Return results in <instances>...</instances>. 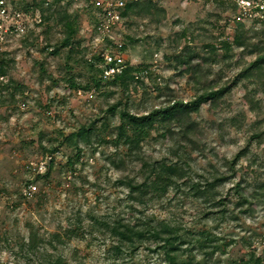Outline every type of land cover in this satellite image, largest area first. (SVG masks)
Here are the masks:
<instances>
[{
	"label": "rangeland",
	"instance_id": "1",
	"mask_svg": "<svg viewBox=\"0 0 264 264\" xmlns=\"http://www.w3.org/2000/svg\"><path fill=\"white\" fill-rule=\"evenodd\" d=\"M73 1L76 9L84 14L81 41L90 60L97 39L91 33V20L86 11L92 0ZM157 1L167 10V17L157 27H146V22L135 20L130 30L122 26L115 33L121 42L126 33L145 39L129 45L128 51L122 53L127 64L148 71L141 75L137 89L132 92L130 103L135 109L143 111L175 101H191L195 95L192 70L196 65L206 68L213 79L224 70L223 80L227 82L246 62L255 58L254 48H234L225 53L221 47L223 42L231 43L241 34L240 23L248 30L249 43H262L264 8L261 6L264 0ZM14 2L13 6L22 11H40L30 3L31 0ZM27 5L31 6L28 10ZM20 40L16 41L14 49ZM31 54L40 57L37 51L31 50ZM16 55L17 67L13 76L26 85L28 98L17 95L14 107L0 108V231L9 238V244H2L0 264H39L22 257L21 245L30 235L28 225H34L48 241L70 228L77 213L111 218L120 215L132 224L143 217L164 221L167 228L181 227L183 249H187L193 236L197 237L202 230L221 239L223 250L213 256L198 249L177 251L174 255L179 263L248 264L247 253L251 249L261 255L264 264V198L253 203L251 213L244 214L242 209L245 207L237 206L238 199L233 197V191L226 216L218 214L209 218H202L204 206L194 198L186 197L184 188L182 191L171 190L164 200L155 201L148 207L133 205L127 200V189L118 185L122 173L108 161L116 150L109 133L115 132L123 122L121 115H105L100 120L104 117L101 110L106 103L99 92L94 88L87 92L69 89L63 81L65 75L58 61L53 62V71L60 86H51V93H48L41 82L40 71L33 68L29 53L18 49ZM78 78L85 82L84 77ZM257 81H264V67ZM121 98V94H116L108 102L114 103ZM126 100L124 97L123 104ZM256 101H260V106L254 112ZM238 115L237 125L228 122ZM258 118L264 122V94H254L253 87L234 89L227 103L218 109L203 106L198 119L202 124L204 144L201 152L191 153L189 163L193 175L214 169L224 172L226 159L245 146ZM81 126L95 127L104 141L98 142L96 136L83 137L79 141L82 153L74 164L69 163V159L74 158L76 152L66 146L53 154H44L41 142L48 145L60 131L68 134ZM167 127L171 129L172 125ZM169 135L162 136V132L154 131L143 144V151L148 157L163 160L169 175L184 182L191 174L177 161L176 147ZM50 162H53V169L50 176L45 177ZM41 163H44L43 169H40ZM237 183L246 189L247 195L264 183V138L254 142L241 159L236 178L222 189L224 195ZM31 185L37 190L28 197L25 192ZM54 244L58 252L48 245L47 249L61 255L63 264H171L163 252H154V246L149 243L134 258L126 253L116 258L114 239H105L99 234H88L85 239L75 238L64 243L55 241Z\"/></svg>",
	"mask_w": 264,
	"mask_h": 264
},
{
	"label": "trees",
	"instance_id": "2",
	"mask_svg": "<svg viewBox=\"0 0 264 264\" xmlns=\"http://www.w3.org/2000/svg\"><path fill=\"white\" fill-rule=\"evenodd\" d=\"M10 1L15 5L14 0ZM30 3L40 9L41 22L27 30L15 49L13 47L17 40L10 43L8 50L1 55L0 76L5 77L6 82L0 83V108L14 107L17 95L28 98L26 85L13 76L17 67L16 51L18 49L29 53L33 68L40 71L41 82L47 87L48 93H51V86H60V80L53 71V62L58 61L63 67L65 75L63 81L69 89H82L87 92L94 88L99 92L100 98L106 103V107L101 110L104 117L100 120H103L105 115H121L123 122L115 132L109 133L116 150L108 161L122 173L118 185L127 189V200L130 203L148 207L155 201L164 200L171 190L182 191L184 188L186 197H192L204 206V211L201 213L202 218L218 214L225 217L227 208L231 204L229 196L234 191L232 195L238 199L237 206L245 207L242 209L244 214L251 213L253 203L264 198V183L257 185L249 195L240 183L231 187L225 195L222 189L236 178L238 164L251 145L264 138V122L258 118L252 125L245 146L232 158L226 159L224 172L214 169L201 174L197 172L194 176L189 160L192 158L191 153L201 152V146L204 144L202 124L198 119L203 106L210 105L212 108H220L227 103L232 91L240 86L253 87L254 94L257 92L264 94V81L259 83L257 81L264 67V29L263 41L260 45L248 42V30L243 23L238 24L242 29L240 35L236 36L231 43L223 42L221 49L225 53L233 51L234 48H254L255 50V58L251 62H246L227 82L223 80L224 70H221L217 78L213 79L206 68L196 65L192 70L195 95L191 101H175L162 107L141 111L135 109L130 102L132 92L137 89L136 84L143 73H148L147 70L126 63L120 74L109 80H103L100 70L88 59L82 48L81 25L84 14L76 9L74 1L31 0ZM30 7L27 5L26 10ZM17 9L22 11L21 8ZM86 9L91 20V33L98 36L95 9L92 5H87ZM236 9L237 6L234 4V10ZM166 17L167 10L157 0H128L123 9L120 28L124 26L130 30L135 20L146 22V27L148 25L157 27ZM143 40H145L144 37L137 34L126 33L120 52L125 54L129 45L140 43ZM31 50L37 51L40 57H33ZM78 77H84L85 82L79 81ZM116 94H121L122 98L114 103L108 102V99ZM124 97L127 98L125 104H123ZM39 104L42 105L40 99ZM259 106L260 101H256L252 110L255 112ZM239 117L240 115L233 117L228 122L237 125ZM168 125H172V128H168ZM154 131L162 132V136L170 134V140L176 147L177 161L186 166L191 174L186 181L178 182L173 179L163 160L145 155L142 146L153 136ZM85 136L88 139L96 136L98 142L104 141V138L96 133L95 127L87 129L81 126L78 130L68 134L60 131L55 139L48 141V145L41 142V147L46 155L57 152L63 146L75 150L76 156L69 159V163L74 164L75 159L77 160L82 153L79 141ZM137 167H139L138 171H136ZM52 169L53 162H50L45 177L50 176ZM28 228L30 230L28 241L21 245L22 257L39 264H63L62 256L50 252L47 245L58 252L55 241L64 243L75 238L85 239L88 234H99L105 239L113 238L115 244L113 253L116 258L125 253L130 258H134L146 243L154 246V252H163L171 264H192L190 261L180 263L177 261L174 253L180 250L193 252L198 249L203 254L211 256L223 250L221 239L206 230L200 231L197 237L193 236L187 249H183L185 244L181 241V227L167 228L164 221H156L150 217L140 218L137 223L132 224L120 215L111 218L94 213L86 215L77 213L70 228L48 241L40 235L34 225L29 224ZM3 243L9 244V238L0 231V251ZM247 258L248 264H263L261 255L251 249L247 253Z\"/></svg>",
	"mask_w": 264,
	"mask_h": 264
},
{
	"label": "built area",
	"instance_id": "3",
	"mask_svg": "<svg viewBox=\"0 0 264 264\" xmlns=\"http://www.w3.org/2000/svg\"><path fill=\"white\" fill-rule=\"evenodd\" d=\"M46 1L50 2L51 0ZM127 1H91L98 20V36L90 61L96 64L103 80H109L120 74L126 65L125 57L120 52L123 43L116 38L115 33L121 26L123 9ZM246 4L250 6V3ZM261 7L264 8V5ZM40 22L39 10L35 12L21 11L16 9L10 0H0V58L2 53L8 50L10 43L22 38L30 27ZM1 82H6L5 77L0 76ZM43 166L44 163H41L40 169H43ZM36 190L37 187L31 185L25 194L32 197Z\"/></svg>",
	"mask_w": 264,
	"mask_h": 264
}]
</instances>
